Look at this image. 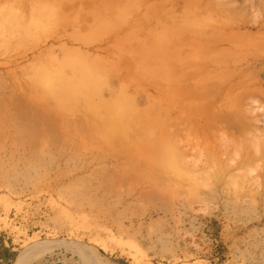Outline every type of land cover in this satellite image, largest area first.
<instances>
[{
    "label": "rangeland",
    "instance_id": "374dc122",
    "mask_svg": "<svg viewBox=\"0 0 264 264\" xmlns=\"http://www.w3.org/2000/svg\"><path fill=\"white\" fill-rule=\"evenodd\" d=\"M0 231L19 264H264V0H0Z\"/></svg>",
    "mask_w": 264,
    "mask_h": 264
},
{
    "label": "trees",
    "instance_id": "16d2710c",
    "mask_svg": "<svg viewBox=\"0 0 264 264\" xmlns=\"http://www.w3.org/2000/svg\"><path fill=\"white\" fill-rule=\"evenodd\" d=\"M13 247L11 239H7L6 234L3 231H0V264H13L15 261H18L15 264H19V262L28 256L26 252H23L20 256H18V252L13 251Z\"/></svg>",
    "mask_w": 264,
    "mask_h": 264
},
{
    "label": "bare ground",
    "instance_id": "6f19581e",
    "mask_svg": "<svg viewBox=\"0 0 264 264\" xmlns=\"http://www.w3.org/2000/svg\"><path fill=\"white\" fill-rule=\"evenodd\" d=\"M31 260H32V259H31ZM29 262H30V260L27 259V260L23 261L21 264H28Z\"/></svg>",
    "mask_w": 264,
    "mask_h": 264
}]
</instances>
